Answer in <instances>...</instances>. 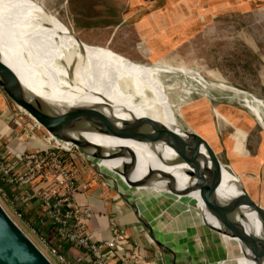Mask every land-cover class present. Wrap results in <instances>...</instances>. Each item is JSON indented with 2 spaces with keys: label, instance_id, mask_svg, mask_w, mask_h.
Listing matches in <instances>:
<instances>
[{
  "label": "rangeland",
  "instance_id": "374dc122",
  "mask_svg": "<svg viewBox=\"0 0 264 264\" xmlns=\"http://www.w3.org/2000/svg\"><path fill=\"white\" fill-rule=\"evenodd\" d=\"M7 1L14 4L23 1L35 16L42 10L49 21L47 28L52 20L50 26L63 29L65 40L77 38L83 46L107 50L136 65L152 66L143 78L149 89L153 82L154 97L174 111L182 127L223 143L230 150L237 149L243 156L259 157L254 163L264 172V0H0V3ZM0 92L9 109L17 111L15 104L1 89ZM23 118L34 124L27 115ZM72 152L81 180H95L99 192L104 188L114 192L78 152ZM223 157L222 153V161ZM108 173L119 186L127 184ZM135 192L136 202L150 218L156 219V214H160L165 224L169 223L168 216H161L159 208L149 199L155 191L138 188ZM221 200L226 207L233 206ZM0 205L24 234L40 246L35 233L13 214L1 196ZM36 209L35 203L24 207L30 218ZM235 216L243 219L229 220L227 237L221 235L224 254L226 257L241 254L244 264L252 224L244 225L246 218L241 211Z\"/></svg>",
  "mask_w": 264,
  "mask_h": 264
},
{
  "label": "bare ground",
  "instance_id": "6f19581e",
  "mask_svg": "<svg viewBox=\"0 0 264 264\" xmlns=\"http://www.w3.org/2000/svg\"><path fill=\"white\" fill-rule=\"evenodd\" d=\"M45 16L42 10L38 16L30 13L23 1L0 3V58L16 73L28 94L50 102L61 112L73 106H98L118 121L148 117L180 133L174 111L154 97L155 85L152 82L149 89L143 78L152 66L136 65L107 50L65 40L63 29L50 26L52 20L47 28ZM70 136L74 140L82 137L108 153L126 149L134 154L131 170L126 169L130 162L126 155L104 160L99 164L104 168L97 169L140 210L170 264H242L241 254L225 256L222 240V236L227 237L229 220L243 219L235 216L237 211L248 220H243L244 225L252 224L244 264H264V234L255 213L244 207H226L221 200L230 202L241 195L238 181L226 170L222 169L221 181L213 189L191 175L163 143L147 145L92 133ZM108 172L127 184L119 186ZM138 188L156 192L149 199L161 216H168V224L160 214L150 218L138 205Z\"/></svg>",
  "mask_w": 264,
  "mask_h": 264
},
{
  "label": "water",
  "instance_id": "95a60500",
  "mask_svg": "<svg viewBox=\"0 0 264 264\" xmlns=\"http://www.w3.org/2000/svg\"><path fill=\"white\" fill-rule=\"evenodd\" d=\"M72 36L74 37L73 34ZM75 40L82 45L77 38ZM68 71L71 72L69 68ZM0 89L17 109L40 127L48 138L69 150L78 152L90 168L105 180L106 185L111 186L109 187L130 209L152 243L158 245L161 264L169 263L146 218L134 204L126 200L124 194L115 189L109 178L98 170L99 167L104 168V165H99L102 161L125 155L130 158L126 169L131 170L135 163L134 154L126 149H121L117 153H108L100 147L91 145L82 137L74 140L70 134L92 133L147 145L163 143L174 152L178 163L190 169L191 175L213 189H216L221 181L222 169L226 170L236 178L241 191V195L230 199V204L254 212L264 234V178L247 157L236 153L235 150L213 142L196 131L186 129L179 123L180 133H176L148 117L118 121L110 114L104 113L102 107L98 106H73L61 112L50 102L28 94L16 73L1 58ZM106 105V109L109 110L110 105L107 103ZM222 153L223 161L220 159ZM0 264H52L1 205Z\"/></svg>",
  "mask_w": 264,
  "mask_h": 264
},
{
  "label": "built area",
  "instance_id": "2783aa9c",
  "mask_svg": "<svg viewBox=\"0 0 264 264\" xmlns=\"http://www.w3.org/2000/svg\"><path fill=\"white\" fill-rule=\"evenodd\" d=\"M23 116L19 109L10 116V123L16 126L10 140H33L40 148L14 157L9 149L0 147V196L13 214L19 219L13 205L5 198L2 185L15 194L18 204H37V210L57 235L85 252L91 264H109L113 257H116L114 264H145L134 249L126 246L125 232L112 217L108 222L110 237L100 242L92 241L88 224L93 211L76 202L82 185L75 164L70 163L77 162L76 157L72 150L48 138L36 123L26 122ZM36 239L40 243L37 247L52 264H70L59 252V246H50L39 237Z\"/></svg>",
  "mask_w": 264,
  "mask_h": 264
},
{
  "label": "crops",
  "instance_id": "0c3cea01",
  "mask_svg": "<svg viewBox=\"0 0 264 264\" xmlns=\"http://www.w3.org/2000/svg\"><path fill=\"white\" fill-rule=\"evenodd\" d=\"M14 111L9 109L4 95L0 92V126L9 123L8 120ZM0 143L4 148L9 149L14 157L20 156L24 152L33 151L35 147H39L40 145L33 140H26V143H22L9 139L5 142L4 140H0ZM245 157L251 161L264 178L262 168L254 163L257 160L259 161V157L257 159H251L249 155ZM97 187L95 180L83 179L82 185L80 186L81 189L76 195L78 205L89 206L93 211V218L88 224V232L92 241L100 242L110 237L108 222L110 217H112L118 227L124 230L126 243L143 258L145 264H161L157 248L137 222L130 209L122 201L120 202L119 197L114 192L104 191L105 188L99 192V187ZM65 255L70 264H91L89 256L73 246L65 250ZM116 256H118V253H116ZM115 262L116 257H113L109 264H114Z\"/></svg>",
  "mask_w": 264,
  "mask_h": 264
},
{
  "label": "trees",
  "instance_id": "16d2710c",
  "mask_svg": "<svg viewBox=\"0 0 264 264\" xmlns=\"http://www.w3.org/2000/svg\"><path fill=\"white\" fill-rule=\"evenodd\" d=\"M8 124H4L0 126V140L8 141L11 138V135L15 129V125L10 123V119L8 120ZM28 141V140H27ZM20 142L26 143V140H21ZM3 146L0 143V147ZM39 147H35L34 150L39 149ZM2 150V148H0ZM69 159V156H67ZM72 166L76 164L75 161H70ZM85 178V177H84ZM1 188L6 192V199L8 202H10L13 205V209L16 211V213L19 215V219L22 221V223L27 224L30 229L35 233L36 237L44 239V241L50 245V246H59L60 247V253H62L65 257V250L72 246L67 241L63 240L60 236L57 235L55 232V229L53 226H51L47 221L44 220V218L41 216L40 212L36 209L33 213L32 217H28L25 214L24 206H18V202H15L14 200V193H12L9 188L5 186H1ZM22 205V204H21ZM127 247H129V244H126ZM67 260V258H66ZM68 261V260H67ZM69 263V261H68Z\"/></svg>",
  "mask_w": 264,
  "mask_h": 264
}]
</instances>
